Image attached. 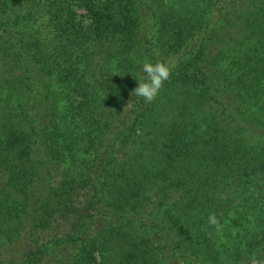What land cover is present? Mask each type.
<instances>
[{
  "label": "trees",
  "instance_id": "16d2710c",
  "mask_svg": "<svg viewBox=\"0 0 264 264\" xmlns=\"http://www.w3.org/2000/svg\"><path fill=\"white\" fill-rule=\"evenodd\" d=\"M145 61L171 66L152 103ZM253 257L264 0H0V264Z\"/></svg>",
  "mask_w": 264,
  "mask_h": 264
},
{
  "label": "clouds",
  "instance_id": "9594fccd",
  "mask_svg": "<svg viewBox=\"0 0 264 264\" xmlns=\"http://www.w3.org/2000/svg\"><path fill=\"white\" fill-rule=\"evenodd\" d=\"M141 70L144 76L137 79L138 86L132 91L131 95L142 98L145 103H152L163 88L164 82L170 78L171 66L164 62L153 64L145 61ZM207 223L217 231L222 229L215 213H209ZM250 264H264V259L253 257L250 260Z\"/></svg>",
  "mask_w": 264,
  "mask_h": 264
},
{
  "label": "rangeland",
  "instance_id": "374dc122",
  "mask_svg": "<svg viewBox=\"0 0 264 264\" xmlns=\"http://www.w3.org/2000/svg\"><path fill=\"white\" fill-rule=\"evenodd\" d=\"M59 231L62 232V229H60Z\"/></svg>",
  "mask_w": 264,
  "mask_h": 264
}]
</instances>
